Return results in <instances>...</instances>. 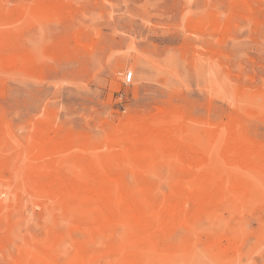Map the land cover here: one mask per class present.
I'll return each instance as SVG.
<instances>
[{
  "label": "rangeland",
  "instance_id": "1",
  "mask_svg": "<svg viewBox=\"0 0 264 264\" xmlns=\"http://www.w3.org/2000/svg\"><path fill=\"white\" fill-rule=\"evenodd\" d=\"M0 264H264V0H0Z\"/></svg>",
  "mask_w": 264,
  "mask_h": 264
},
{
  "label": "built area",
  "instance_id": "2",
  "mask_svg": "<svg viewBox=\"0 0 264 264\" xmlns=\"http://www.w3.org/2000/svg\"><path fill=\"white\" fill-rule=\"evenodd\" d=\"M133 79H134L133 73H130V72L129 73H125L124 81H125L126 84L132 83Z\"/></svg>",
  "mask_w": 264,
  "mask_h": 264
},
{
  "label": "bare ground",
  "instance_id": "3",
  "mask_svg": "<svg viewBox=\"0 0 264 264\" xmlns=\"http://www.w3.org/2000/svg\"><path fill=\"white\" fill-rule=\"evenodd\" d=\"M126 73H129V72H126ZM130 73H133V72H130Z\"/></svg>",
  "mask_w": 264,
  "mask_h": 264
}]
</instances>
